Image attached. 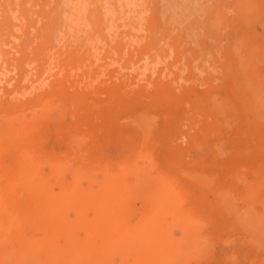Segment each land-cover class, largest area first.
I'll return each mask as SVG.
<instances>
[{"label":"rangeland","instance_id":"1","mask_svg":"<svg viewBox=\"0 0 264 264\" xmlns=\"http://www.w3.org/2000/svg\"><path fill=\"white\" fill-rule=\"evenodd\" d=\"M17 243L264 264V0H0V263Z\"/></svg>","mask_w":264,"mask_h":264},{"label":"bare ground","instance_id":"2","mask_svg":"<svg viewBox=\"0 0 264 264\" xmlns=\"http://www.w3.org/2000/svg\"><path fill=\"white\" fill-rule=\"evenodd\" d=\"M25 167H23L22 169L25 170ZM41 183H43V182H41ZM46 190H47V188L45 187V185L43 186V184L39 185V187L37 185L36 188L34 186L33 191L38 192V193L35 192L38 195V197L36 195H34V196H36L37 198H44V201H46V199H47ZM31 195H32V193H31ZM34 196H33V198H34ZM29 199H30V197H29ZM45 204L48 206L50 203H49V201H46ZM35 247L39 248L40 244L38 243ZM23 250H25L28 259L32 257L31 253L34 251V249L29 247V245H24L23 243H17L15 245V249L11 253H3V256L1 257V263L0 264H26L24 259H23V252H24Z\"/></svg>","mask_w":264,"mask_h":264}]
</instances>
